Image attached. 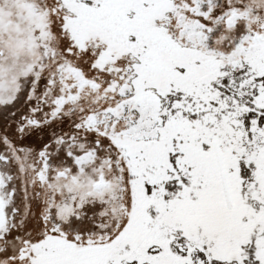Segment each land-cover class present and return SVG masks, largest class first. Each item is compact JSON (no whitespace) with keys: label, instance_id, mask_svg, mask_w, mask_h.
Wrapping results in <instances>:
<instances>
[{"label":"snow or ice","instance_id":"snow-or-ice-1","mask_svg":"<svg viewBox=\"0 0 264 264\" xmlns=\"http://www.w3.org/2000/svg\"><path fill=\"white\" fill-rule=\"evenodd\" d=\"M0 264H264V0H0Z\"/></svg>","mask_w":264,"mask_h":264}]
</instances>
